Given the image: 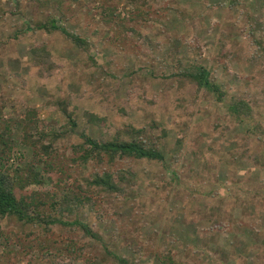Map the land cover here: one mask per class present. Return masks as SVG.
Listing matches in <instances>:
<instances>
[{"label": "rangeland", "instance_id": "374dc122", "mask_svg": "<svg viewBox=\"0 0 264 264\" xmlns=\"http://www.w3.org/2000/svg\"><path fill=\"white\" fill-rule=\"evenodd\" d=\"M2 2L0 164L23 179L14 192L32 220L0 218V264H264V52L255 55L241 30H264L255 18L264 0H241L233 11L230 0H64L63 13L57 0ZM49 13L91 45L36 28ZM32 19L36 27L24 29ZM197 48L219 62L214 73L228 93L225 103L204 99L213 114L190 118L178 105L192 95L165 78L176 71L174 56L185 66ZM42 60L60 66V76ZM232 98L263 102L258 117L241 123L229 112ZM243 130L247 147L237 137ZM44 131L53 135L41 139ZM82 135L135 139L167 160L86 163ZM104 174L129 176L126 193L95 187ZM192 195L213 205L214 228L191 218ZM75 221L95 236L65 224Z\"/></svg>", "mask_w": 264, "mask_h": 264}, {"label": "trees", "instance_id": "16d2710c", "mask_svg": "<svg viewBox=\"0 0 264 264\" xmlns=\"http://www.w3.org/2000/svg\"><path fill=\"white\" fill-rule=\"evenodd\" d=\"M3 1V0H2ZM0 0V13H3L2 16H4L7 12L3 8V2ZM10 1V7H12V0ZM17 1V0H15ZM228 8H230L232 11L237 7L238 4H241V0H230ZM59 2V8L58 12L63 13V4L64 0H57ZM257 3V2H256ZM9 7V8H10ZM15 13L18 15L21 14L22 8L20 4H16L15 6ZM213 7H216L213 6ZM213 9L214 8H210ZM230 11V10H229ZM258 14L255 15V18L257 21L260 22V24H263L264 28V5H261L258 9ZM47 11L44 10L43 13ZM14 13V12H12ZM48 14V13H47ZM52 14L49 13L48 21H40L39 23H36V26H34V20H30V25L23 22L22 25L25 28L34 26L38 28L39 30H43L46 32H52L57 33L60 32L61 34L65 35L67 38L71 39V41L78 47H89L91 45V41L89 40V36H82V34H74L71 31H69L65 24L66 19L64 16H58L55 15L51 17ZM197 18H202V16H194ZM65 23V24H64ZM242 35H246L245 44H249L250 48L255 52V55L262 54L264 52V30L259 31V35L256 36V30L254 27L250 24V26H247V28H243ZM255 30V31H254ZM256 32V33H255ZM254 38V40H252ZM221 40V41H219ZM219 44L223 47L229 46L226 44V39L222 36L219 39ZM86 49V48H85ZM227 49H224L226 51ZM255 55L253 57H255ZM261 56V55H260ZM187 58V64L183 65V60L179 56H174L175 65H173L174 69L176 71L173 72L172 75L168 76V78H165L166 80H173L174 86L172 88H176L175 91H184L188 92L192 95V97L189 99H184L182 102L180 100V103L178 107H182L183 110L186 112V114L189 113L192 114L190 118L195 117L196 114L199 115H205L206 113L213 114L215 111H212V109L209 105V108H203L201 107L202 102L204 99H208L209 97H212L215 102H218L219 104L225 103V96H227L228 93V86L225 83H222L218 77H216L214 71L215 68L219 65L218 61H210L207 57H204L202 48L191 50L188 55H186ZM43 61V60H42ZM212 64V65H211ZM40 65L43 66L44 69H47L48 71H52L53 73L56 72L58 76H60V71L62 70L59 66H52L51 61H43L40 63ZM178 66L180 67L179 69ZM182 67V68H181ZM180 70V71H179ZM229 69L226 66L225 70L223 71V75L226 77L228 76ZM229 85V84H228ZM171 86V85H170ZM169 86V87H170ZM177 92V93H178ZM264 93V92H263ZM260 99V98H259ZM262 100V99H260ZM229 112L233 117H235L237 120H240L241 123H245V121L250 122L252 118L258 117L257 114V108L263 106V102L256 101L254 99L251 100H244L242 98H232V102L229 103ZM207 106V107H208ZM208 109V110H207ZM95 117V116H93ZM76 124L73 123V129L75 130ZM248 132H240L237 134V137H241L245 139L246 141L242 146L247 147L249 145V141H252L250 138V134H246ZM44 135H42L41 139H46L51 134L50 131H44ZM25 137L27 138L28 142H32L34 140L33 136L31 134H26ZM83 139L85 140V143L89 145V149L84 154L83 160L88 163L92 160H98L99 157L104 159V156H108L109 161H114V158L117 155H122L126 157H133L136 159L141 160H148V161H156L165 163L167 160V156L164 152L153 149L139 141H136L135 139L132 141H120V140H113L107 143H100L96 140L86 136L82 135ZM3 138L0 136V139ZM259 138V137H256ZM249 140V141H247ZM261 140V139H260ZM263 143V142H260ZM37 145V143H34ZM264 144V143H263ZM261 146V145H260ZM182 146H179V149H181ZM252 153V149L250 150ZM247 151L244 152H238L236 154L237 157L241 156V159H244V156L247 155ZM231 155H234V152H231ZM207 160V159H206ZM248 161H251L252 163H257L258 159L255 157V155H250L248 158ZM249 162V163H251ZM6 166H3L0 164V218H4L7 216L11 217H17L20 220H32L31 217H29V214L27 212V204L23 201H19V199L16 197L15 194V188L18 184L22 182L23 179L17 178L19 175L14 177L13 174H10L6 172L5 170ZM206 171H210V169H205L201 173H205ZM16 175V174H15ZM134 175L131 176V178ZM127 175H121L118 177L111 176L110 174H104L103 176H95V179L93 181V185L98 188H104L108 192L112 194H121L126 193L127 186L130 184H126V182H130V179ZM174 179H178L177 175H174ZM35 179V178H34ZM33 179H28V181H32ZM67 197L72 201L76 202V205L83 204V200L80 197H76L74 195H67ZM67 198V199H68ZM202 200H204V208L202 209ZM194 202V204L198 205V209H196L192 214L191 218L195 217L197 221L204 220L206 223H209L212 220V226L214 228L213 221V205H211L210 202H208V198H197L196 195L191 196V200ZM224 201V200H223ZM67 225L72 226H79L84 231L85 235H89V237H94L95 235L92 234V231L90 229V226L86 223L75 221L72 223H65ZM217 226V225H216ZM264 225H261V227ZM212 228L209 229L210 232ZM215 233V232H214Z\"/></svg>", "mask_w": 264, "mask_h": 264}]
</instances>
